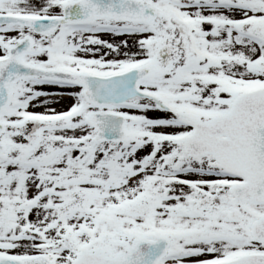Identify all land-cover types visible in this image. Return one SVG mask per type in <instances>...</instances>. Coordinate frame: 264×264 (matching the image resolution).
Segmentation results:
<instances>
[{"label":"snow or ice","instance_id":"obj_1","mask_svg":"<svg viewBox=\"0 0 264 264\" xmlns=\"http://www.w3.org/2000/svg\"><path fill=\"white\" fill-rule=\"evenodd\" d=\"M0 264H264V0H0Z\"/></svg>","mask_w":264,"mask_h":264}]
</instances>
